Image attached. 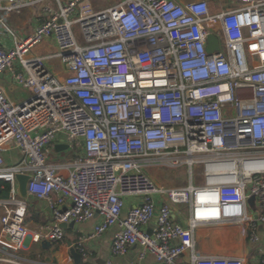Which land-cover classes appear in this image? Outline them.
Masks as SVG:
<instances>
[{
  "label": "built area",
  "instance_id": "obj_1",
  "mask_svg": "<svg viewBox=\"0 0 264 264\" xmlns=\"http://www.w3.org/2000/svg\"><path fill=\"white\" fill-rule=\"evenodd\" d=\"M29 1H4L0 10L40 0ZM212 1L118 0L96 9L91 0H58L28 36L0 15V34L13 37L11 47L0 39V79L11 71L32 92L16 102L0 82V193L8 192L0 198V259L19 260L32 236L17 179L29 174V195L52 211L36 242L61 241L64 222L99 216L76 249L118 225L115 255L140 246V259L152 254L159 264H248L244 253H201L196 231L237 226L249 243L261 240L264 0H227L229 9L215 0L216 11ZM211 34L220 40L212 54ZM50 38L64 77L32 53ZM62 135L81 152L49 162ZM158 166H187L189 183L160 185L146 171ZM129 197L137 202L124 214Z\"/></svg>",
  "mask_w": 264,
  "mask_h": 264
},
{
  "label": "crops",
  "instance_id": "obj_2",
  "mask_svg": "<svg viewBox=\"0 0 264 264\" xmlns=\"http://www.w3.org/2000/svg\"><path fill=\"white\" fill-rule=\"evenodd\" d=\"M27 1L31 2L29 0H24V2ZM66 1L67 0H64V2ZM117 1L118 0H91L96 9H104L106 7L112 6ZM179 1L187 2L190 0ZM3 3L5 2L0 1V5ZM35 3H38V1ZM35 3H26L19 11L0 10V15L4 16L9 20V22H11L13 27L17 30L15 31L16 33H19L21 36H28L34 32L41 18V14L36 15L34 9L32 8ZM211 4L212 9H214L213 11L219 9L218 7L221 5L219 2H216L215 4L213 1ZM0 39L2 45L4 46L11 47L13 45V37L9 32L1 31ZM47 41L48 44L54 47L55 51H57L55 40L50 38ZM5 80L14 86L16 82L13 80L11 71H7L4 75H2L0 82L7 90V93L12 100L16 102L17 100H20L19 102H23L29 98L24 93L20 92L15 93V95L12 94L8 90V87L4 84ZM64 141H66L65 136L62 135L57 142L51 144L50 155H55V151L60 152L67 150L68 148L63 150H57L56 148L57 144H65ZM26 200L28 205L26 223L32 236L29 237L26 247L16 253V255L19 257V260L14 261L9 259H0V264H75L74 258L70 252L69 242H72L73 245H75L79 241L80 236L83 234H91L94 231L95 224L100 219L99 216H96L87 222L75 224L74 227H69L66 230L65 235L67 238L66 245H61V247L57 249V245L53 243L52 246L44 248L41 245V242H36L33 239V236L40 231V228L43 225L48 224L52 220L51 208L46 200L39 199L33 195H29ZM135 202H137L136 198L129 197L126 199L124 214H127L129 208ZM176 219L182 222L185 221V218L182 216H176ZM205 229V232L203 233H201L200 229H197L196 231L198 244L201 245V250H199L201 253H244L247 258L250 257L251 254L252 258H250L252 259L253 264H255L256 261L260 260L264 256L263 226H260L261 240L255 244L249 243L248 240H246L242 235L241 229L237 226H206ZM118 230L119 226L115 225L102 236L85 241L83 244V249L78 250L82 254V264H107L108 262H111L112 264H159L155 256L152 254H147L144 259H140V246H134L128 253L124 255H115L113 253L112 245L115 234L118 232ZM246 243H248V246L244 247ZM41 246L43 249H41ZM253 252H255V255H252ZM187 256H185V259H187Z\"/></svg>",
  "mask_w": 264,
  "mask_h": 264
},
{
  "label": "rangeland",
  "instance_id": "obj_3",
  "mask_svg": "<svg viewBox=\"0 0 264 264\" xmlns=\"http://www.w3.org/2000/svg\"><path fill=\"white\" fill-rule=\"evenodd\" d=\"M64 1V0H60ZM224 9H229L232 6L229 5L227 0H222ZM216 4V1H213ZM58 4V0H42L35 3L32 6L34 9L35 14L44 15L45 8L47 7H56ZM214 10V9H213ZM216 10V8H215ZM7 19V18H6ZM7 22L11 29L15 32L17 31L11 22L7 19ZM78 33L80 34L79 30L77 29ZM16 33V32H15ZM32 34V33H31ZM30 34V35H31ZM17 36H21L19 33H16ZM222 38V36H220ZM48 39L43 40L41 43H38L32 47V53L38 56H48L45 59L46 64L52 70L53 73L57 74L59 77H64L67 75V66L63 63L62 58L59 55H52L56 54L55 48L48 44ZM4 84L8 87V90L15 95V93H24L27 97L32 96V92L28 90L27 87L18 84H10L8 81L5 80ZM20 100H17L19 102ZM82 146L78 142L72 144V146L60 152L55 151V155H50L49 162H68L72 160L77 154L81 152ZM58 155V156H57ZM146 171L149 175H151L160 185L165 186L166 188H175V187H182L186 186L189 183V173L187 166H179L175 168H169L165 166H158V167H147ZM206 226H201L198 229L201 230V233L205 232ZM205 229V230H204ZM207 232V231H206ZM205 234V233H204ZM73 239V238H72ZM67 241L63 243L66 245ZM248 243L244 245L247 247ZM244 249V248H243ZM197 250H201V245L197 244ZM240 253V252H238ZM255 255V252L252 253ZM251 257V254H250ZM248 257V264H253L252 257Z\"/></svg>",
  "mask_w": 264,
  "mask_h": 264
},
{
  "label": "water",
  "instance_id": "obj_4",
  "mask_svg": "<svg viewBox=\"0 0 264 264\" xmlns=\"http://www.w3.org/2000/svg\"><path fill=\"white\" fill-rule=\"evenodd\" d=\"M0 1H8V0H0ZM219 50H220L219 38L214 34L209 35L208 44H207V51L210 54H212L214 52H218ZM68 53H69L68 51L65 52V54H68ZM56 148H57V150H63V149H67L68 146L65 144H57ZM17 179H18V183H19V188H18L19 195L22 198L27 199L29 196L28 186H29V182L31 180V175H29V174H18ZM248 201H249L250 205L255 204V198L254 197H250ZM62 226L64 228L68 229L69 227H74L75 222L72 221L69 224L64 222L62 224ZM41 245L44 248H47V247L52 246L53 242L51 240H42ZM69 246H70L71 255L74 258V263L75 264H82V254L78 251V249H76V247L73 245L72 242H69Z\"/></svg>",
  "mask_w": 264,
  "mask_h": 264
},
{
  "label": "trees",
  "instance_id": "obj_5",
  "mask_svg": "<svg viewBox=\"0 0 264 264\" xmlns=\"http://www.w3.org/2000/svg\"><path fill=\"white\" fill-rule=\"evenodd\" d=\"M7 196H8V192L7 191L0 193V198H6ZM26 222H27V218H26ZM66 241H67V238L65 236L63 240L57 241V242H53V243L56 244L57 245V249H59L61 247V245H63V243H65ZM41 249H43L42 246H41Z\"/></svg>",
  "mask_w": 264,
  "mask_h": 264
}]
</instances>
